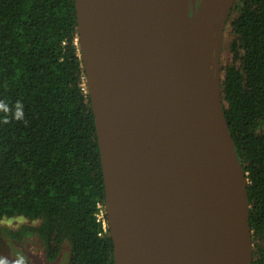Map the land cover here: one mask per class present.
Segmentation results:
<instances>
[{"label":"water","instance_id":"obj_1","mask_svg":"<svg viewBox=\"0 0 264 264\" xmlns=\"http://www.w3.org/2000/svg\"><path fill=\"white\" fill-rule=\"evenodd\" d=\"M226 2L192 0L188 19L182 0H75L114 264H227L231 241L251 264L211 55Z\"/></svg>","mask_w":264,"mask_h":264},{"label":"trees","instance_id":"obj_2","mask_svg":"<svg viewBox=\"0 0 264 264\" xmlns=\"http://www.w3.org/2000/svg\"><path fill=\"white\" fill-rule=\"evenodd\" d=\"M215 81L247 179L251 264H264V0H227ZM230 59L221 61L223 40ZM75 0H0V221L47 262L114 264Z\"/></svg>","mask_w":264,"mask_h":264},{"label":"rangeland","instance_id":"obj_3","mask_svg":"<svg viewBox=\"0 0 264 264\" xmlns=\"http://www.w3.org/2000/svg\"><path fill=\"white\" fill-rule=\"evenodd\" d=\"M187 18L190 19L193 13L192 0ZM196 7L199 0H193ZM221 17L219 16V19ZM219 29L215 30V44L211 55L217 57L220 49ZM231 55L228 49V40L224 38L221 52V61L224 63L229 60ZM215 68L217 63L215 62ZM25 223L22 219H5L0 221V262L3 264H68V249L64 248L58 259L52 263L47 262L44 251L36 238H25L22 241L14 240L8 237L7 232L17 231Z\"/></svg>","mask_w":264,"mask_h":264},{"label":"bare ground","instance_id":"obj_4","mask_svg":"<svg viewBox=\"0 0 264 264\" xmlns=\"http://www.w3.org/2000/svg\"><path fill=\"white\" fill-rule=\"evenodd\" d=\"M190 7V0H182V9L183 11L187 12ZM223 196L219 195L217 198V208H223L224 203L222 201ZM232 230H235V225L233 223ZM229 259L227 264H239L238 259V250H237V244L234 241H231L229 244Z\"/></svg>","mask_w":264,"mask_h":264},{"label":"built area","instance_id":"obj_5","mask_svg":"<svg viewBox=\"0 0 264 264\" xmlns=\"http://www.w3.org/2000/svg\"><path fill=\"white\" fill-rule=\"evenodd\" d=\"M76 43L78 44V40L76 39ZM96 222L101 225L103 232H106L108 229L107 219L105 215V208L102 206H98V213L95 215Z\"/></svg>","mask_w":264,"mask_h":264},{"label":"clouds","instance_id":"obj_6","mask_svg":"<svg viewBox=\"0 0 264 264\" xmlns=\"http://www.w3.org/2000/svg\"><path fill=\"white\" fill-rule=\"evenodd\" d=\"M0 264H3V262H0Z\"/></svg>","mask_w":264,"mask_h":264}]
</instances>
